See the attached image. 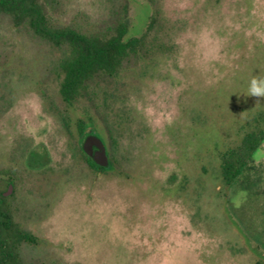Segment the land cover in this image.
Here are the masks:
<instances>
[{"label":"rangeland","instance_id":"obj_1","mask_svg":"<svg viewBox=\"0 0 264 264\" xmlns=\"http://www.w3.org/2000/svg\"><path fill=\"white\" fill-rule=\"evenodd\" d=\"M41 4L56 28L125 24L144 45L68 104L63 50L0 12V192L35 239L20 264H264V144L233 185L220 175L264 109L244 96L264 77V0ZM81 120L112 169L85 160Z\"/></svg>","mask_w":264,"mask_h":264},{"label":"trees","instance_id":"obj_2","mask_svg":"<svg viewBox=\"0 0 264 264\" xmlns=\"http://www.w3.org/2000/svg\"><path fill=\"white\" fill-rule=\"evenodd\" d=\"M0 12L12 17L16 26L26 25L40 39L63 50L60 68L63 73L60 93L68 104L76 102L98 76H114L129 57L140 54L143 39L128 37V26L121 24L115 34H85L72 27L56 28L48 19L41 0H0ZM170 49V48H168ZM88 124L78 123V136L87 135ZM264 144V109L258 111L243 129L239 142L220 153V175L223 183L233 185L243 174L249 161ZM85 160L94 170L106 172L96 165L80 147ZM0 192V264H20V247L34 241L15 221L8 202Z\"/></svg>","mask_w":264,"mask_h":264},{"label":"water","instance_id":"obj_3","mask_svg":"<svg viewBox=\"0 0 264 264\" xmlns=\"http://www.w3.org/2000/svg\"><path fill=\"white\" fill-rule=\"evenodd\" d=\"M82 150L86 155L92 158L96 165L105 169L110 167V158L107 152V147L96 131L90 130L89 135L85 138L82 144ZM10 187L12 188V185ZM9 193L10 192H8V194Z\"/></svg>","mask_w":264,"mask_h":264},{"label":"clouds","instance_id":"obj_4","mask_svg":"<svg viewBox=\"0 0 264 264\" xmlns=\"http://www.w3.org/2000/svg\"><path fill=\"white\" fill-rule=\"evenodd\" d=\"M244 96L245 98L248 96L264 97V77H253L250 79L247 93Z\"/></svg>","mask_w":264,"mask_h":264},{"label":"flooded vegetation","instance_id":"obj_5","mask_svg":"<svg viewBox=\"0 0 264 264\" xmlns=\"http://www.w3.org/2000/svg\"><path fill=\"white\" fill-rule=\"evenodd\" d=\"M90 132H87V135H85V137L83 138V142L85 140V138L89 135ZM88 156V155H87ZM89 157V156H88ZM90 158V157H89ZM92 159V158H91ZM93 161V160H92ZM94 162V161H93Z\"/></svg>","mask_w":264,"mask_h":264}]
</instances>
